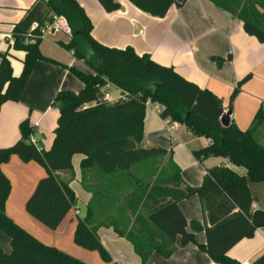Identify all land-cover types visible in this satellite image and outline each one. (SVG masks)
Segmentation results:
<instances>
[{
  "label": "trees",
  "instance_id": "16d2710c",
  "mask_svg": "<svg viewBox=\"0 0 264 264\" xmlns=\"http://www.w3.org/2000/svg\"><path fill=\"white\" fill-rule=\"evenodd\" d=\"M107 11L121 7L116 0H99ZM140 9L153 16L164 17L176 0H130ZM220 7L238 16L245 30L264 42V2L255 0H213ZM54 15L63 19L70 30L69 40L59 44L72 51L75 58L85 64L91 72L75 66L63 65L81 79L85 87L80 92L61 90L53 104L59 109L55 138L48 150L40 149L31 142L34 126L29 118L20 123L21 137L11 146L0 148V230L11 237L12 251L5 252L0 246V264H88L47 244L27 231L9 216L7 199L12 184L2 169L13 155L23 161H36L46 170L26 202L27 212L51 229H57L69 212L77 206V196L70 184L62 180L58 172L73 169V156L83 154L81 170L83 184L92 192L84 216L77 215L74 241L89 250H97L103 260L112 259L93 222L94 200H106L111 196L116 202L115 191L121 192L129 185L126 179L134 177L141 192L132 190L151 202L146 218H140L141 230L125 232L116 223L117 233L134 245L135 251L145 264L153 251L166 257L173 254L175 241L181 236V244L195 243L222 264H242L228 255L229 250L240 240L253 237L256 230L264 226V209H252L256 197L250 189L251 183H264V144L258 134L264 126V107L256 112L253 124L243 130L235 121L222 123L227 111L223 99L210 89L179 74L173 67L153 60L150 54H138L131 46L109 47L92 35L93 23L77 0H37L25 16L15 24L13 44L0 51V110L8 101H19L36 62L40 59L60 64L45 56L41 41L29 42L32 24L37 21H53ZM11 49L25 53L23 70L16 76L13 71ZM219 65L231 56L212 57ZM106 78L129 93L116 102L102 100V86ZM250 78L244 77L234 88L231 101ZM161 104L160 115L164 119L184 124L197 136L211 140L194 152L198 160L208 157H225L236 166L246 169L242 175L227 165L207 169L200 187L182 188L180 170L173 169L152 183L137 178L133 170L154 158H164L169 151L157 146H142L145 138L146 100ZM171 152V151H170ZM96 183L101 191L93 189ZM100 189V187H97ZM110 191L111 194H108ZM198 194L205 213L207 241L200 244L194 232L188 230V221L178 202L190 195ZM106 197V198H105ZM104 198V199H103ZM103 205V206H104ZM129 206H131L129 204ZM105 207V206H104ZM137 210L135 206H131ZM250 264H264V252Z\"/></svg>",
  "mask_w": 264,
  "mask_h": 264
},
{
  "label": "crops",
  "instance_id": "0c3cea01",
  "mask_svg": "<svg viewBox=\"0 0 264 264\" xmlns=\"http://www.w3.org/2000/svg\"><path fill=\"white\" fill-rule=\"evenodd\" d=\"M37 0H0V51L13 44V29L28 9ZM93 23L92 35L100 43L116 48L131 46L138 54H150L156 62L173 67L179 74L210 89L223 99L225 110H232L230 120L246 130L253 124L258 109L264 107V42L249 34L243 21L233 13L217 5L213 0H176L164 17L153 16L140 9L130 0H116L121 7L107 11L99 0H77ZM67 23L61 19L59 26ZM60 30L41 41L45 56L58 62L40 59L36 62L19 101H8L0 110V148L11 146L20 137V123L29 118L34 126L36 146L48 150L55 138L59 109L53 102L61 90L80 92L84 82L65 65L75 66L85 72L91 70L59 44L67 41ZM13 71L16 76L23 70L25 53L11 49ZM228 57L219 65L212 57ZM250 78L231 101L237 84L247 75ZM113 94H117L113 90ZM264 126L258 134V140ZM211 140L195 135L184 124L161 117L154 107L146 109L145 138L142 146H157L169 151L166 155L179 170L186 186L200 187L207 169L227 165L239 174L246 169L236 166L228 158L211 156L203 162L194 152L208 146ZM260 141V140H259ZM264 144V140L260 141ZM171 151V152H170ZM83 154L73 156V169L59 171V177L68 182L75 191L78 202L57 229H51L31 216L26 202L46 170L36 161H23L18 155L2 164L10 178L12 188L7 199L6 210L10 217L43 242L54 245L88 264H142L141 256L127 238L120 236L113 226L100 225L98 234L112 259L105 261L97 250H89L74 241L77 215L84 216L91 201L92 192L83 184L81 161ZM250 189L256 197L252 209H264V183H251ZM179 207L188 221V230L194 232L200 244L207 241L205 213L198 194L181 199ZM82 207L85 211L82 213ZM0 246L5 252L12 251L11 237L0 230ZM264 252V226L258 228L253 237L236 243L228 255L239 261L253 262ZM215 261L197 244H181V236L175 241V250L169 257L153 251L145 264H213Z\"/></svg>",
  "mask_w": 264,
  "mask_h": 264
},
{
  "label": "rangeland",
  "instance_id": "374dc122",
  "mask_svg": "<svg viewBox=\"0 0 264 264\" xmlns=\"http://www.w3.org/2000/svg\"><path fill=\"white\" fill-rule=\"evenodd\" d=\"M256 2H264V0H255ZM64 29L62 31L65 33L63 35L64 38H68L70 33L69 27L64 25ZM260 141L264 140V132L261 133L259 137ZM174 168L172 167L171 163L167 161L166 157L164 158H154L151 159L139 166H137L133 170V174L137 178H141L144 181H151L152 183L156 180L157 177L162 178L167 175L170 171ZM175 170V169H174ZM173 170V171H174ZM134 177L130 179H126L125 177L123 180H127L131 186L129 185L123 186L121 188V192L115 191V200L112 199L111 196H108L106 200V204L104 205V200H94L93 205L95 208V216L93 222L96 226L101 224H109V223H116L121 229H124L125 232H137L141 230L142 223H140V218H146L148 212L150 211L151 202L141 198L139 193L137 197H133L131 195L132 190H138L139 186L137 184L132 183ZM97 187H100L97 188ZM93 189L97 191H101L103 187L99 186L98 184H93ZM108 194H111L108 191ZM106 198V197H105ZM104 199V198H103ZM135 206L137 210H134L131 206ZM105 207H104V206ZM85 211V207H82V213ZM86 213V212H85Z\"/></svg>",
  "mask_w": 264,
  "mask_h": 264
},
{
  "label": "built area",
  "instance_id": "2783aa9c",
  "mask_svg": "<svg viewBox=\"0 0 264 264\" xmlns=\"http://www.w3.org/2000/svg\"><path fill=\"white\" fill-rule=\"evenodd\" d=\"M53 18L54 19L52 22L51 21H45L43 24L35 21L31 26V31L37 30L38 32L37 33H29L27 40L29 42H36L38 39L44 40V39H47L51 33L60 30L59 21L61 20V18L57 15H54ZM101 89L103 90V96L101 99L105 100L107 102H116V101H119L121 99H125L129 96V93L127 91L116 86L108 78H106V84L104 86H102ZM113 90H116L117 94H113L112 93ZM146 106H147V108L154 107L155 110H157L159 112H161L163 109L161 104L152 101L150 98H148L146 100ZM31 142L36 144V138L34 135L31 137ZM213 264H222V263L215 262ZM242 264H250V261H243Z\"/></svg>",
  "mask_w": 264,
  "mask_h": 264
},
{
  "label": "water",
  "instance_id": "95a60500",
  "mask_svg": "<svg viewBox=\"0 0 264 264\" xmlns=\"http://www.w3.org/2000/svg\"><path fill=\"white\" fill-rule=\"evenodd\" d=\"M231 115H232V110L229 109V110L227 111L225 117H223V119H222V123H223L225 126H227V125L229 124V120H230V118H231Z\"/></svg>",
  "mask_w": 264,
  "mask_h": 264
}]
</instances>
